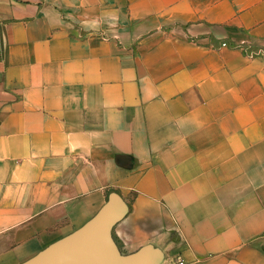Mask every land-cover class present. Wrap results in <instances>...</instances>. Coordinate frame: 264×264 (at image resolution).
<instances>
[{
  "label": "crops",
  "instance_id": "1",
  "mask_svg": "<svg viewBox=\"0 0 264 264\" xmlns=\"http://www.w3.org/2000/svg\"><path fill=\"white\" fill-rule=\"evenodd\" d=\"M111 192L122 254L264 264V0H0V264Z\"/></svg>",
  "mask_w": 264,
  "mask_h": 264
},
{
  "label": "water",
  "instance_id": "2",
  "mask_svg": "<svg viewBox=\"0 0 264 264\" xmlns=\"http://www.w3.org/2000/svg\"><path fill=\"white\" fill-rule=\"evenodd\" d=\"M128 212V206L116 193L81 227L54 241L20 264H160L162 252L144 245L122 254L111 234L113 226Z\"/></svg>",
  "mask_w": 264,
  "mask_h": 264
},
{
  "label": "built area",
  "instance_id": "3",
  "mask_svg": "<svg viewBox=\"0 0 264 264\" xmlns=\"http://www.w3.org/2000/svg\"><path fill=\"white\" fill-rule=\"evenodd\" d=\"M225 44L222 43V46H224ZM172 264H187L184 260H182L181 258H177L173 261Z\"/></svg>",
  "mask_w": 264,
  "mask_h": 264
}]
</instances>
